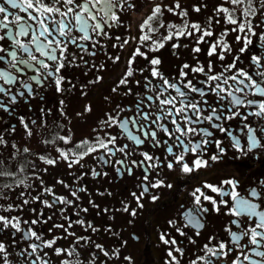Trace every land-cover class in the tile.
I'll use <instances>...</instances> for the list:
<instances>
[{
  "label": "flooded vegetation",
  "instance_id": "flooded-vegetation-1",
  "mask_svg": "<svg viewBox=\"0 0 264 264\" xmlns=\"http://www.w3.org/2000/svg\"><path fill=\"white\" fill-rule=\"evenodd\" d=\"M129 4L135 7H129ZM156 5L161 7V14L149 21L154 31H150L147 25L142 31L141 25ZM197 8L199 11H196ZM116 11L120 17L119 24L105 26L108 35L95 36L99 42L96 47L83 40L79 44L86 45L88 51L68 45L66 55L68 60L74 57V62L68 65L65 61L67 66L61 69L60 75L64 78L60 85L62 91H57L53 77L44 80L42 85L37 84L30 79L37 75L33 71L19 76V82L15 85L0 81V86L10 90L8 95L0 93V102L8 109L0 108V216L13 219L14 223L19 221L20 229L4 228L0 223V243L7 250L4 258H0V264H5V261L7 264H32L37 255L42 257L37 264H43V261H48V264H176L168 255L169 251L179 264H192L193 261L202 264L197 257L205 255V245L212 247L225 241L229 242L230 247H235L227 231H239L232 223L237 217L229 214L233 202L230 197H221L212 192L205 184L231 192L233 189L221 182L234 179L239 182L235 191L241 196H247L254 187L259 190V181L264 180V149L243 155L233 148L228 135L212 128L207 122L197 124L194 126L213 133L208 137L213 143L205 146L201 158L209 159L217 153L216 140L222 142L226 154L219 162L209 160V167L184 174L179 166L171 170L167 168V162L173 157L166 153V146H153L150 140L135 145L115 121H109V116L117 121L136 118V105L140 100H143V111H150L146 97L154 93L145 89V78L153 85L162 83L151 76L153 65L150 60L153 57L161 61L156 66L160 72L178 84L183 79L180 75L183 70L188 73L187 80L203 87L199 82L206 77L202 73L192 72L191 68L207 69L209 62L213 67V72L209 74L224 72V67L235 61V68L225 75H233L237 69H242L253 79H260L256 73L264 71V68L258 67L252 57H260L261 64H264V39L261 38L264 35V3L262 0H238L237 3L231 0H128L123 11ZM18 14L25 16L23 12ZM233 19L237 21L236 24L231 22ZM191 24L199 25L202 31H210L212 35L204 37L201 43H197L201 32L175 35L185 25ZM241 24L245 29L243 32L239 31ZM249 26L251 31H248ZM73 35L79 36L80 33L73 32ZM170 35L172 39H166ZM142 36L150 39L142 40ZM238 36L241 39L238 40ZM246 39L251 43L241 52ZM125 40L127 44L123 43ZM159 43L164 46L154 51ZM121 44L123 47H120ZM174 44L180 46L173 48ZM213 44H217L216 54L209 56ZM224 44L229 46L230 51H224V59L220 60L219 54ZM197 47L201 50L194 52L193 49ZM137 48L145 55L135 56L133 75L128 77L127 84H120ZM89 52H95V55ZM116 56L120 59L113 62L112 58ZM85 61L88 63L85 64ZM184 64L190 67L183 68ZM0 68L11 70L3 61H0ZM97 77L101 79L94 82ZM21 82L31 86V94ZM20 92H24V95H19ZM13 96L15 102L11 99ZM192 96L200 99L195 93ZM204 99L209 104L220 106L215 95ZM247 99L262 98L249 94ZM256 110L248 107L234 109L244 115ZM151 111L155 112V108ZM208 114L207 111L204 113ZM222 123L242 144H246V129L241 131L242 125L251 123L259 128L264 126V119L249 116L247 121H243L237 117ZM129 127L134 135L143 138L142 133L131 125ZM168 127L173 128L171 124ZM157 131L161 140L167 139L164 133ZM111 137H116V140L108 145V149L99 147L98 140L107 143ZM184 139L187 142L189 137ZM191 139L199 141L201 137L193 136ZM169 143L175 141L170 140ZM124 145L128 147L123 152L119 151ZM88 148H96V151L84 155ZM174 151L179 153L182 149L175 147ZM62 153L67 154L68 158L65 159ZM144 153L155 159L145 160ZM195 158L190 152L185 154V161L190 165ZM50 159L56 162L47 163ZM118 161H123V165ZM128 169H131V174ZM94 172L100 175H93ZM158 180L172 187H150ZM145 186L149 187V192L141 199L143 207L140 208L136 197L140 196ZM197 188L217 201L219 211H215L211 201L204 200L203 196L201 204L196 205L193 192ZM152 195L159 199L153 202ZM222 199L228 201L227 206L219 203ZM126 206L129 210H136L137 215L132 216L130 211H125ZM200 206L208 211L201 214L203 228L199 229L200 234L197 235V229L185 225L188 216H195L193 210ZM247 223L245 220L244 224ZM60 225L63 227H58ZM29 229L36 232L41 240L25 238L24 233ZM181 231L185 235H181ZM53 238H56L53 247L67 250L69 254L58 255L53 249L43 247L36 254L28 255L31 252L29 245L41 244ZM172 240L176 244L165 243ZM241 243H247V238ZM176 248H180L183 254L176 252ZM237 255L239 253L233 251L228 258L213 259L215 264H232ZM252 259L261 258L252 256Z\"/></svg>",
  "mask_w": 264,
  "mask_h": 264
},
{
  "label": "snow or ice",
  "instance_id": "snow-or-ice-1",
  "mask_svg": "<svg viewBox=\"0 0 264 264\" xmlns=\"http://www.w3.org/2000/svg\"><path fill=\"white\" fill-rule=\"evenodd\" d=\"M232 3H237L238 0H231ZM264 3V0H262ZM128 4V0H0V42H8L7 44L0 43V61H3L8 69L0 68V81H3L8 85H15L19 82V76L26 75L27 71H33L37 75L30 77L37 84H43V81L49 77L54 78L57 91H62L60 85L63 82V76L60 75L61 69L66 67L65 61L70 65L74 62L68 60L66 55L68 51V45L72 44L81 49V51H88L86 45L79 44V41H89L93 47L99 43L95 40V36H107L105 26L112 27L118 25L120 17L117 14V9L123 11L124 5ZM129 7H135V5L129 4ZM179 7V4L176 5ZM18 12L25 13V16H21ZM174 11V9H168ZM196 11H199L197 8ZM161 14V7L156 5L153 8L151 15H149L144 24L141 25V30L144 27L149 26L150 31H154L149 25V21L158 18ZM186 15V13H180ZM59 17V19H57ZM231 19V18H230ZM31 21V23H29ZM232 23L236 24V20H231ZM14 26V28L12 27ZM239 31H245L244 26L239 25ZM248 31H251L249 26ZM73 32L80 33L79 36L73 35ZM194 32H201V36L197 40V43L204 41V37L211 36L210 31H202L200 26L197 24L185 25L183 30H179L175 35H193ZM25 39H21V38ZM264 39V35L261 37ZM117 39H120L117 37ZM142 40H148L150 37L142 36ZM166 39H172V36L166 37ZM241 39V37H237ZM127 44L128 41L123 42ZM251 43V40H245V47L241 48L240 51L244 52L247 45ZM164 45L159 43L158 50ZM180 45L174 44L173 48H177ZM116 47V45H113ZM123 47V44L120 45ZM217 44H213L209 51V56L216 54ZM199 47L193 49L194 52H199ZM224 51H230L228 45L224 44L221 47V53L219 59L223 60ZM59 52V55L57 53ZM38 53L39 55H37ZM22 54V55H21ZM90 55H95V52H89ZM136 55H145L141 53L139 48L133 54V58L129 60V67L124 77L120 80V84H127L128 77L133 75L132 63ZM147 58V57H145ZM113 62H117L120 58L116 56ZM238 59V57H237ZM253 62L260 68H264V64H261V58L258 56L252 57ZM51 62V63H49ZM85 64L88 62L85 61ZM161 63L158 57H153L150 60V64L153 65L151 68V76L158 78L162 81L161 84L153 85L152 81L146 79L145 89L152 91L154 95H148L146 97L149 104L147 107L150 111H143L141 105L143 100L137 102V117L136 118H125L123 120H116L115 117L109 116V121H115L122 130V133L126 135L127 139L132 141L135 145L139 146L145 143L146 140H150L153 146L161 147L166 146V153L173 157L172 160L167 162V168L173 169L174 166H179L180 171L184 174H191L198 171L200 168L209 167V160L212 162H219L222 157L226 154V150L221 146V141H214L217 147V153L212 154L209 159H202L201 156L205 151V146L213 141L209 140L208 137L213 136V133L205 128H197L194 125L201 123H209L212 128L218 129L220 132L228 135L232 140V146L238 153L246 155L256 149H264V126L259 128L254 127L251 123H244L241 131L246 129V144H242L241 140L233 135L232 132L223 126V121L232 120L240 117L241 120L247 121L249 116H255L260 119H264V71L256 73L260 79H253L252 75L244 72L242 69H237L233 75H225L226 72H231L235 68V61L224 67V72L209 74L213 72L212 63L209 62L207 69L204 67H193L191 71L194 73H202L206 77L205 80L199 83L203 87H198L191 80H187L188 73L181 71V77L179 84L166 78L159 68L156 67ZM103 67V66H101ZM187 64L183 65V68H189ZM14 70V71H12ZM101 77H97L98 82ZM229 81H232L230 84ZM23 83V82H21ZM25 90L31 94L32 88L27 83H23ZM116 89H113L115 91ZM8 89L0 86V93L5 95L9 94ZM131 93V89L128 90ZM175 93V95H173ZM197 94L200 99L197 100L192 94ZM239 93L240 95H237ZM23 96L24 92L18 93ZM258 96L262 99L251 100L247 99L248 95ZM215 95L218 99L219 107H216L204 99L206 96ZM12 101L15 102V96L11 97ZM155 108V112L151 111ZM240 107L256 108V111L249 112L247 115L234 111ZM0 108L8 109L0 102ZM208 115H204L205 112ZM155 116L153 119L152 117ZM182 118V121H181ZM162 121H168L163 123ZM221 123H217V122ZM23 122V121H22ZM147 122V123H144ZM168 124H171L173 128H169ZM135 128L138 132L142 133L143 138L140 135H134L130 130L129 126ZM155 126V128L153 127ZM27 128V125H25ZM157 129L164 133L167 139L161 140L158 137ZM31 134V133H29ZM178 134V135H177ZM193 136H200L199 141L191 139ZM185 137H189L187 142ZM63 139V138H61ZM116 137H111L107 143L103 141H97L99 147L102 149H108V145L114 143ZM170 140H174L175 143H169ZM84 143H87L85 141ZM128 146L124 145L123 148L118 149L123 152ZM175 147H180L181 152L177 153L174 151ZM27 151V149H25ZM96 151V148H88L84 155L89 152ZM193 154L196 158L192 161L191 165L185 161V154ZM65 159L67 154L62 153ZM145 160L155 159L148 153H144ZM239 158V157H237ZM103 159V157H101ZM55 160H47V163L54 164ZM78 162V161H73ZM123 165V161H118ZM135 164L136 162L133 161ZM71 166V165H70ZM120 171L119 169L117 170ZM131 174V169L127 170ZM93 175H100V173L94 172ZM147 180V175L145 176ZM222 185L230 186L233 191L229 192L222 187L205 184V187L210 188L212 192L217 193L221 197L227 196L232 200V206L229 208V214L237 217L232 223L236 226L239 231H232L227 229L230 233V242L235 247H230L229 242L221 241L218 245L209 247L205 245V255L198 256L197 261L202 264H215V260L221 258H228L233 251H237L239 255L232 261V264H264V180L259 181V190L254 187L248 193L247 196H241L240 193L236 192L235 189L238 186V181L234 179H228L221 182ZM152 188L168 187L171 188V184L165 185L162 180H158L150 185ZM149 192V187L145 186L143 192H141L137 199L138 207L142 208L143 205L140 203L145 193ZM199 193V195H197ZM75 195V193H73ZM135 196V193L133 194ZM196 205L201 204V196L204 200H209L213 204L215 211H219L217 201L212 197L204 195L199 188L193 192ZM159 197L152 195L151 200L155 202ZM28 203V201H24ZM225 206L228 205L227 200H221L219 202ZM51 207L52 205H48ZM125 211H130L132 216H136V210H129L126 206ZM196 215H189L185 226H192L197 229L196 234L199 235V229L203 228V224L200 222L202 219L201 214L208 211L207 208L202 206L193 210ZM247 220V224L244 221ZM254 221V222H253ZM0 223L3 224L4 228L12 227L19 231V221L13 222V219L0 216ZM37 223V221H32ZM80 223H83L81 221ZM171 223V222H170ZM58 227H63L62 225ZM67 231V230H65ZM180 231V229H177ZM181 235H185L184 232H180ZM25 238L31 239L35 237L36 240H41V237L30 229L25 231ZM163 238V237H162ZM247 238V243H241L242 240ZM86 239V238H77ZM212 238H210L211 240ZM194 242V241H192ZM165 243L176 244L175 240L165 241ZM56 244V238L48 241H42L41 244H31V252L29 256L34 255L38 250H42L43 247L53 249L58 255H67V250L54 248ZM97 247H101L97 245ZM5 245L0 243V258H4L6 254ZM176 252L183 254L180 248L175 249ZM108 255L107 252L104 253ZM20 255H24L23 252ZM47 255V253H45ZM168 255L179 264V261L173 256L172 251H169ZM252 256L260 257V260L252 259ZM242 257V259H241ZM215 258V260L213 259ZM125 259H130L125 257ZM42 260V257H36V260L32 261V264H37V261ZM5 264L7 262L5 261ZM43 264H48V261H43ZM192 264H196L193 261Z\"/></svg>",
  "mask_w": 264,
  "mask_h": 264
},
{
  "label": "bare ground",
  "instance_id": "bare-ground-1",
  "mask_svg": "<svg viewBox=\"0 0 264 264\" xmlns=\"http://www.w3.org/2000/svg\"><path fill=\"white\" fill-rule=\"evenodd\" d=\"M14 204V203H13ZM16 208V207H15Z\"/></svg>",
  "mask_w": 264,
  "mask_h": 264
}]
</instances>
